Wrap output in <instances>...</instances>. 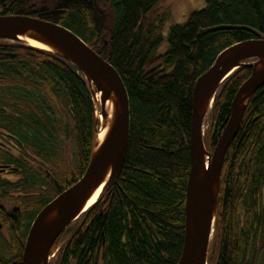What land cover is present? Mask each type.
<instances>
[{"label":"trees","instance_id":"obj_1","mask_svg":"<svg viewBox=\"0 0 264 264\" xmlns=\"http://www.w3.org/2000/svg\"><path fill=\"white\" fill-rule=\"evenodd\" d=\"M159 1L0 0L1 15L36 16L74 32L116 69L128 94L129 136L120 173L77 219L54 264H176L180 256L194 82L221 50L255 37L244 29L203 30L237 25L264 35V0H206L184 23L170 26L161 53L158 25L147 19ZM249 74V67L237 68L213 97L206 117L212 148ZM96 120L88 84L72 64L48 50L0 41V135L10 134L9 150L19 152L0 149V163L20 176L8 185L31 194L12 211L11 229L20 237L12 234V248L1 246L0 264H20L37 212L84 172ZM27 152L39 160L38 168L26 160ZM258 238H264V85L249 99L224 156L207 264H255Z\"/></svg>","mask_w":264,"mask_h":264},{"label":"water","instance_id":"obj_2","mask_svg":"<svg viewBox=\"0 0 264 264\" xmlns=\"http://www.w3.org/2000/svg\"><path fill=\"white\" fill-rule=\"evenodd\" d=\"M215 29H244L255 37L221 50L194 82L184 233L176 264H207L224 156L239 130L249 99L264 85V35L237 25H220L203 31ZM26 39L40 43L45 47H34L55 53L75 67L88 84L99 123L84 172L37 212L27 231L20 264H49L52 245L60 234L116 182L128 144L129 99L116 69L68 28L27 14H0V41L30 45ZM243 66L250 68V74L237 89L229 118L211 150L213 134L209 129L203 133L204 119L219 87ZM101 131L103 134L99 136ZM99 187L96 201L86 207Z\"/></svg>","mask_w":264,"mask_h":264},{"label":"rangeland","instance_id":"obj_3","mask_svg":"<svg viewBox=\"0 0 264 264\" xmlns=\"http://www.w3.org/2000/svg\"><path fill=\"white\" fill-rule=\"evenodd\" d=\"M206 0H160L153 8L152 10L147 14V19L149 23H153L155 25H158V30H156V34L162 35V43L160 44L158 48V52H164L167 47V34L169 32L170 26L174 24H181L186 21L188 16L196 10L201 9L205 5ZM207 119H204V125L203 130L204 133L207 130ZM1 133V132H0ZM1 139V137H0ZM1 151V150H0ZM9 152L13 153L14 155H18L17 150L10 149ZM26 156V160L34 167L38 168V161H32V159L29 156ZM35 159V158H34ZM47 166V165H46ZM20 176H16L14 173L11 172H4L0 175V249L1 246H4L9 249V247H13V235L16 237L15 232L12 231L11 227L13 224L9 221L8 215L12 211L14 207H20V198L22 197H30L29 193H26L24 191H16L12 188L11 184L8 185V181H16ZM3 182H6L4 186H1ZM5 188V189H3ZM100 191V190H99ZM49 192L48 190H44V193ZM38 193V192H37ZM36 193H33V198L35 197ZM45 196H48L45 194ZM22 213L19 215V223L20 225L24 220L22 219ZM21 218V219H20ZM27 221V220H26ZM18 223V224H19ZM80 222L78 220L74 221L69 227L64 236L61 238V242H59L53 252L52 255H50L49 264H54L57 260V257L59 255L60 249L65 241L70 237L71 233L74 229L78 227ZM18 232V230H17ZM13 234V235H12ZM214 242V241H213ZM262 240L257 239V245H261ZM213 243L210 246L211 247V254L213 253ZM11 247V248H12ZM258 248V247H257ZM1 254V252H0ZM255 264H264V245L262 248L258 251L257 254V261Z\"/></svg>","mask_w":264,"mask_h":264},{"label":"flooded vegetation","instance_id":"obj_4","mask_svg":"<svg viewBox=\"0 0 264 264\" xmlns=\"http://www.w3.org/2000/svg\"><path fill=\"white\" fill-rule=\"evenodd\" d=\"M0 137H1V139H0V149L5 150V151H8L9 148L11 147L9 144L12 142L11 141V138H10L12 136L10 134H2V135H0ZM0 166H4V170L2 172H0V175L2 173L6 172V171L10 172L12 170V167L10 165H8V164L4 165L3 163H0ZM220 186H221V176H220L219 190H220ZM222 201H224V200H222ZM222 204H223V202H222ZM218 209H219V193H218V198H217V207H216L215 221H216V218H217ZM221 210H222V207H221ZM12 211H16V209L13 208ZM12 211L9 213L8 218L13 219L12 218ZM19 215L20 214H18V216H16V219H18ZM214 233H215V225H214L213 232H212V237H211V240H210V246L212 245L213 240H214ZM16 236H18V234ZM19 237L20 236H18V239H19ZM218 238H219V241H220V239H221V233H220V237H218ZM258 240H260V239L258 238ZM263 245H264V238L262 240V246ZM209 248L211 250V247H209ZM256 261H257V259H256Z\"/></svg>","mask_w":264,"mask_h":264},{"label":"bare ground","instance_id":"obj_5","mask_svg":"<svg viewBox=\"0 0 264 264\" xmlns=\"http://www.w3.org/2000/svg\"><path fill=\"white\" fill-rule=\"evenodd\" d=\"M26 41H27L30 45H33V46L45 47V46L41 45L40 43L35 42V41H33V40H30V39H26ZM96 97H97V98L99 97V93H96ZM109 106H110V105L107 104V107H109ZM102 134H103V131H101V132L99 133V136H101ZM100 189H101V187H99V188L95 191V193L92 195V197H91L90 200L88 201L86 207H89L94 201H96Z\"/></svg>","mask_w":264,"mask_h":264}]
</instances>
